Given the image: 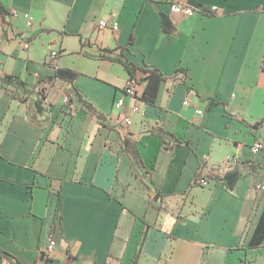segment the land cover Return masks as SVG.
Returning a JSON list of instances; mask_svg holds the SVG:
<instances>
[{"label": "crops", "instance_id": "1", "mask_svg": "<svg viewBox=\"0 0 264 264\" xmlns=\"http://www.w3.org/2000/svg\"><path fill=\"white\" fill-rule=\"evenodd\" d=\"M175 2L217 5L218 12L183 16L171 10ZM0 4L16 11L12 29H0L2 71L31 85L57 66L72 68L81 73L75 85L104 114L98 119L77 109L79 115L69 116L61 100L70 84L60 79L39 84L51 107L41 112L34 95L22 103L0 80L1 248L23 264H45L41 252L50 237L54 264H264V240L249 247L264 210V173L245 172L232 190L215 180L193 184L203 164V176L231 168L228 157L264 165V145L251 151L257 139L264 141V124L253 126L264 118V0ZM162 13L172 21L171 34L162 29ZM100 19L120 27L100 28ZM118 46L131 61L171 75L156 105L123 93L124 65L100 57L101 49ZM178 69L187 71L184 81ZM135 87L141 94L143 86ZM121 96L125 104L118 108ZM134 104L139 112H132ZM153 125L188 143L167 149L149 135ZM125 133L138 141L144 182L122 147ZM148 184L162 199L152 200ZM59 194L62 221L56 222ZM0 264L11 263L0 258Z\"/></svg>", "mask_w": 264, "mask_h": 264}, {"label": "trees", "instance_id": "2", "mask_svg": "<svg viewBox=\"0 0 264 264\" xmlns=\"http://www.w3.org/2000/svg\"><path fill=\"white\" fill-rule=\"evenodd\" d=\"M12 17L13 14L11 9L0 4V21L3 23V30L5 34L8 29H12ZM162 29L165 33L171 34L174 32L175 28L172 24V21L168 14L162 13ZM16 36L13 35L12 38ZM28 40V39H27ZM133 41V38H130V42ZM117 50H120L116 53ZM100 57L107 58L113 61L120 62L124 65L125 69L129 74L128 85L133 86H143L142 92L139 96V99L146 104L156 105V100L158 97L160 85L163 81L167 80L171 75L164 73L160 68L148 65L141 64L138 62L131 61L128 55L124 52L123 47L116 48H103L100 50ZM105 52H108L113 55H107ZM176 73H180L184 79L187 77V71L185 69H178ZM80 72L67 67L57 66L56 70L47 76L39 77L38 82L34 84L27 83L20 75L11 74L3 72L0 68V80L2 82V86L8 90L11 95L17 99L18 101L25 103L30 96L34 95L33 105L35 109L39 112L42 110H50V105L48 107L45 106L46 102V88L41 87L39 84L41 83H51L57 79L68 82L70 84V88L65 91L66 101L65 105L70 107V109H79L88 113H92L97 116L98 119L104 117L102 112H99L95 109L93 104L86 98L85 94L81 91V89L75 85V80L80 76ZM188 89H192L191 87H187ZM264 124V118L256 121L253 126L261 127ZM149 135L158 137L164 147L169 150H172L175 145L188 143L186 140L181 139L176 136L175 133L166 130L163 126L153 125L149 131ZM122 139V147L124 151L128 154L130 159L132 160V167L134 173L142 182L143 179L138 173V169L144 170V161L141 156L138 141L134 140L128 133L121 135ZM205 165L201 166L198 174L195 176L193 184L199 186H206L200 184V178L203 175V169ZM245 172H251L254 174H259L261 172L264 173V165L262 163L256 162L253 159L240 160L236 158L233 163V166L229 168L227 171L223 173H209L205 175V177L210 180H215L217 182H223L224 186L230 190L234 189L237 181L243 176ZM153 185H149L148 187L150 191L154 193L152 200L162 199L161 193L156 190ZM62 211H63V201L62 197L58 195V201L56 205V211L54 219L56 222L62 221ZM264 240V210L262 215L251 235L249 240V247H260L263 244ZM0 258L7 259L11 264H23L21 263L17 257L11 252L0 247ZM45 264H54V260L52 257L48 259H44Z\"/></svg>", "mask_w": 264, "mask_h": 264}, {"label": "built area", "instance_id": "3", "mask_svg": "<svg viewBox=\"0 0 264 264\" xmlns=\"http://www.w3.org/2000/svg\"><path fill=\"white\" fill-rule=\"evenodd\" d=\"M171 10L173 12L178 13V14L183 15V16H192V15H195L197 13H206V14L213 15V14L218 12V7H217V5H213L210 8H203V7H200V6H191V5H188L186 3L175 2V3L172 4ZM11 12H12L13 16L16 14L15 10L11 9ZM29 19L31 20L32 17L29 16ZM98 24H99L100 28H108V27H110L113 31L118 30L119 27H120L119 22L116 21V20L109 21L107 19H100L98 21ZM0 29H3V23L1 21H0ZM23 43H24V47H26V48L29 47V45H30V42L27 41V40H23ZM123 93L125 95L133 96V97H135L137 99L140 96V94L138 93L136 87L133 86V85H128V86L124 87ZM65 101H66V97H65ZM124 104H125L124 97L121 96L118 99V101L116 102L115 105H116V107L120 108ZM185 104H189L188 101H185ZM139 111H140V107L138 105L134 104L132 106V112H139ZM196 112L198 114H203L204 113V109L197 107L196 108ZM123 123H125L127 126L131 125L132 124L131 117H129V116L124 117L123 118ZM263 145H264L263 139L259 138L252 145L251 151L253 153H256V152L260 151L263 148ZM235 160H236V157H228V159H226V161H225V164H227V165L228 164H232V163H234ZM199 182L202 185H208V183H209L208 179L205 176H203V175L201 176ZM55 246H56V240L54 238L50 237L48 239V242L46 243V245L42 249V252H41L42 253V258L43 259H48V258L52 257V255H53V253L55 251Z\"/></svg>", "mask_w": 264, "mask_h": 264}, {"label": "rangeland", "instance_id": "4", "mask_svg": "<svg viewBox=\"0 0 264 264\" xmlns=\"http://www.w3.org/2000/svg\"><path fill=\"white\" fill-rule=\"evenodd\" d=\"M55 92V90H54V86H51L50 87V85H49V90L47 91L48 92V99H49V101L50 102H52L53 101V99H54V96H53V91ZM62 102H65V97H62V100H61ZM66 113L69 115V116H77V115H79V113H80V111H78L77 109H70V107H66ZM58 117L59 116H57L55 119H54V121H55V124H60V122L58 121ZM62 123V122H61Z\"/></svg>", "mask_w": 264, "mask_h": 264}]
</instances>
